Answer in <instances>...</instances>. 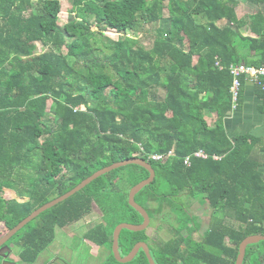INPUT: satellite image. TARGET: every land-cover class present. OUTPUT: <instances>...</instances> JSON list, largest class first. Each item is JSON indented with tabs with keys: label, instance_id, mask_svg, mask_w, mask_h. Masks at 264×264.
<instances>
[{
	"label": "trees",
	"instance_id": "16d2710c",
	"mask_svg": "<svg viewBox=\"0 0 264 264\" xmlns=\"http://www.w3.org/2000/svg\"><path fill=\"white\" fill-rule=\"evenodd\" d=\"M246 1L258 10L239 15L236 0H73L78 17L61 29V0H0V238L95 172L142 158L156 177L135 201L151 219L168 207L182 226L154 246L146 231L124 230L121 256L144 242L156 264H235L240 243L264 235V177L251 157L255 143L246 135L230 139L223 125L232 110L228 67H264V0ZM165 10L168 24L151 48L107 38L102 46L111 52L99 58L105 32L158 24ZM37 44L46 50L37 52ZM171 150L175 156L164 161L150 158ZM199 150L209 158L191 157L186 167L184 158ZM17 175L29 178L30 200L4 198ZM148 177L146 169L129 165L98 178L13 237L25 242L20 257L33 264L57 227L80 221L96 204L104 223L86 236L109 251L104 264H121L112 254L113 232L122 223L143 222L128 194ZM185 197L220 214L200 241L193 237L199 230L194 216L180 201ZM260 244L258 263L264 264ZM127 264L149 262L141 250Z\"/></svg>",
	"mask_w": 264,
	"mask_h": 264
},
{
	"label": "rangeland",
	"instance_id": "374dc122",
	"mask_svg": "<svg viewBox=\"0 0 264 264\" xmlns=\"http://www.w3.org/2000/svg\"><path fill=\"white\" fill-rule=\"evenodd\" d=\"M236 1H239V5L237 7L239 15H243L245 13H251L257 10V7L249 6L247 3L244 2V0H236ZM61 4H62V11L60 13L59 25H60V28L62 29L63 25H65L68 22L74 21L76 17H78V14H77V10L75 6L73 5V0H61ZM168 16H169V13L167 10H165L163 14V19L158 24L147 25V26L140 25L137 30L135 31L128 30L127 32H124V33H116L113 30H109L105 32L104 36L100 40V43H98V45H100V47L104 49V52L99 58L101 60H104V57L106 55H109V53L111 52L110 48L105 49L102 46L104 44L103 42H105L107 38H110L112 40L127 38V39H131L135 41V45L138 48H144V49L151 48L154 40L159 34L158 33L159 29L166 28V25L168 24ZM44 50H46V48H43L41 44H37V50H36L37 52H42ZM107 72L112 74L110 69H107ZM160 97H163L162 93L160 94ZM208 121L209 123H211L210 118H208ZM61 171L65 175V179H68V177L70 176L68 171L65 168H62ZM29 184L30 183H25V185H20V186L16 184L14 185L10 184L9 186H11L12 188L9 187L8 185L7 186L9 187L8 190L9 189L12 190L17 197L19 195L18 192H21L20 193L21 196L24 197L25 195L26 196L29 195V191H28L30 190ZM180 201L184 204V206L187 207V211L190 214L195 215V217H193L194 218L193 220L194 222H196V227L197 228L199 227L200 232L196 235V237L194 235V239L197 238L196 240H200L203 233L209 229V224H213V222L216 220V218L220 214L213 215V209L209 208L208 203H206L205 205H200L197 201H191L187 199L186 197L181 198ZM157 206L158 205L155 203L150 205L151 209H155ZM102 216L103 215L100 212L97 205L93 204L92 211L87 216H85L81 221L74 223L70 227V229H67V230L73 231L72 233H75V235L77 234L76 236H78L79 235L78 231L82 230L83 227L85 229H88V228H93L96 224L104 223ZM124 218L126 217L124 216ZM150 220H152V222L150 223L149 228L147 230V235L149 236L147 241L151 246H154V244L160 245L162 242L170 240L172 238V232L174 231V229L178 228L179 230L180 227L182 226L181 223L179 222V215L178 214L175 215L173 212H170V209L168 207H165L163 210V213H161L158 216L152 213V219L150 218ZM4 230H5L4 224L0 223V233ZM203 230L204 232H202ZM61 236L62 234H60V231L59 232L56 231L55 240L52 244L49 245V247H51L52 250L54 251L59 250L57 249L56 242H61L60 241ZM78 237L82 239V235ZM18 239L19 237L15 238L13 241L16 242L18 241ZM80 239L75 238L76 244H78L79 242L80 243L83 242ZM85 239H86L85 244L87 245L88 248H90L91 246H98V247L100 246L96 244L94 241L90 240L87 236L85 237ZM68 240L69 239L67 238L66 241H63L66 243L61 242L60 243L61 246L62 247L63 245L67 246ZM77 240L79 242H77ZM227 244L230 245V242L228 241ZM61 246L59 248H61ZM260 248H261L260 243H257L253 245L252 247H250L248 249V254H249L248 259L246 260L244 264H259L258 261H262L259 256ZM46 250L48 249L46 248ZM94 250L96 254L97 252L96 247L94 248ZM213 252L217 253L215 250ZM106 254L107 253H105V255ZM107 257H109V255H106L104 259H106Z\"/></svg>",
	"mask_w": 264,
	"mask_h": 264
},
{
	"label": "water",
	"instance_id": "95a60500",
	"mask_svg": "<svg viewBox=\"0 0 264 264\" xmlns=\"http://www.w3.org/2000/svg\"><path fill=\"white\" fill-rule=\"evenodd\" d=\"M129 165H137L144 169H146L149 172V177L146 180H143L136 186L132 187L128 194V204L131 208H133L136 212L139 213V215L142 217L143 222L139 225H132L128 223H122L118 225L114 232H113V244H112V254L115 258V260L121 264H127L132 262L135 257L138 255L139 251L142 250L146 258L149 262V264H156L152 258L151 252L149 250V247L146 243L140 242L137 243L134 248L130 251V253L126 256H121L120 254V247H119V238L121 235V232L124 230L130 231V232H143L146 231L151 223L150 216L148 212L140 206L136 201L135 197L136 195L141 192L145 187L151 185L156 177L155 171L153 170L151 164L147 161H145L142 158H133L126 161H120L116 162L110 166H107L97 172H95L90 177L83 180L80 184H78L76 187H74L72 190L68 191L64 195L57 197L43 206L37 208L34 210L28 217L23 219L18 225H16L14 228H12L6 235H4L0 239V248L8 242L13 236H15L19 231H21L24 227H26L29 223L37 219L41 214L44 212L56 207L57 205L63 203L64 201L68 200L75 194L82 191L85 187L89 186L92 182L97 180L98 178L111 173L112 171H115L120 168L127 167ZM264 241V235H252L245 238L238 247V256L236 259L235 264H243L246 256V250L249 246L255 245L257 243ZM2 264H15L14 262H8L5 261Z\"/></svg>",
	"mask_w": 264,
	"mask_h": 264
},
{
	"label": "crops",
	"instance_id": "0c3cea01",
	"mask_svg": "<svg viewBox=\"0 0 264 264\" xmlns=\"http://www.w3.org/2000/svg\"><path fill=\"white\" fill-rule=\"evenodd\" d=\"M244 2L247 3L246 0H244ZM247 4L249 6L257 7L249 3ZM263 8L264 6L259 7V9L264 11ZM242 32L246 35L250 34L247 28H243ZM250 35L254 37V35L252 34ZM240 83L241 86L235 104L233 101V95L230 91V94L232 96V110L229 113H227V115L223 120L224 129L227 136L230 139L236 138L241 135H246L250 137V139L255 143L251 157L252 159L260 163V171L264 177V93L254 82L250 81L249 79H246L245 77L240 78ZM213 117H215L216 119V116ZM210 120H211V126L213 127L215 122L212 117L210 118ZM17 176L19 177L18 178L15 177V179L12 182L13 185L16 184L20 186V185H25V183H29L28 177L22 175H17ZM29 187H30V190H28L29 195L27 196L25 195L24 196L25 198L21 196L20 194L21 192H18L19 195L17 197L15 193L10 189L5 192L4 198L6 200H18V201L30 200V195L32 194L31 184H29ZM31 202H33V200ZM199 232L200 229L196 230V232H194L193 234V237L194 235L196 237V235ZM202 232H204V230ZM17 253H20L19 248L17 249ZM35 263L36 261L33 264Z\"/></svg>",
	"mask_w": 264,
	"mask_h": 264
},
{
	"label": "flooded vegetation",
	"instance_id": "af4514ba",
	"mask_svg": "<svg viewBox=\"0 0 264 264\" xmlns=\"http://www.w3.org/2000/svg\"><path fill=\"white\" fill-rule=\"evenodd\" d=\"M193 216L195 217V215ZM100 224L101 223L96 224L93 228H95L96 226ZM72 225L73 224L65 226L63 228L55 229L54 238L51 242L52 244L55 240L56 231L57 232L60 231V234H62L61 240H60L61 242L66 241L67 238L69 239L67 242V246L63 245L62 247L60 244L61 242H56L57 249H59L57 251H54L52 250L51 247L47 246L46 248L48 250H46L45 248L39 251L35 264H104L106 260L104 258L106 257V255L110 254L109 251H107L104 247H101V246L99 247L91 246L90 248H88L87 245L85 244V240H86L85 237L88 234V232H90V230L93 228L85 229L83 227L82 230L78 231V234H79L78 236L82 235V239H80L78 236H76L77 234L75 235V233H72L73 231L67 230V229H70ZM43 226L44 224L43 222H41V226L39 227L43 228ZM147 230H146V234H147ZM13 237L0 248V264H2L5 261L14 262L15 264H28L25 260H23V258L20 257L21 252L23 253L25 251V242L20 241V239L14 242L12 241ZM75 238H78L82 240L83 242L80 243L77 240V242L79 243L76 244ZM63 243H66V242H63ZM20 245H23V248H21ZM60 246L61 248H59ZM95 247L97 249L96 254L94 250ZM18 248L20 250V253H17ZM105 253L107 254L105 255ZM120 254H122L121 248H120Z\"/></svg>",
	"mask_w": 264,
	"mask_h": 264
},
{
	"label": "built area",
	"instance_id": "2783aa9c",
	"mask_svg": "<svg viewBox=\"0 0 264 264\" xmlns=\"http://www.w3.org/2000/svg\"><path fill=\"white\" fill-rule=\"evenodd\" d=\"M217 66H219V69H223V67L220 66L219 63H217ZM228 70L233 77V82H232L230 91L233 95L234 104L238 98V93H239V89L241 86V83H240L241 77H245L246 79H249L250 81L254 82L264 93V67H253V66H246L244 64H233L228 67ZM141 151H143V148H141ZM174 156H175V153L173 150H171L165 154L153 153L150 155V158L153 161L159 162V161H164ZM191 157L200 158V159H208L209 155H207L204 151L199 150L195 152L192 156L185 157L183 160V164L186 167H189L191 165ZM212 158L214 160L221 159V157H218V156H213Z\"/></svg>",
	"mask_w": 264,
	"mask_h": 264
}]
</instances>
